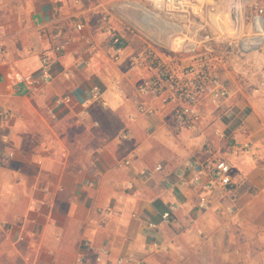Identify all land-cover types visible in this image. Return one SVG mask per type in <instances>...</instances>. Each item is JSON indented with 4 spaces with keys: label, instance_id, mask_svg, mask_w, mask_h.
Instances as JSON below:
<instances>
[{
    "label": "crops",
    "instance_id": "1",
    "mask_svg": "<svg viewBox=\"0 0 264 264\" xmlns=\"http://www.w3.org/2000/svg\"><path fill=\"white\" fill-rule=\"evenodd\" d=\"M110 2L0 0V264H74L84 240L88 264H96L103 249L112 264L119 258L161 264V251L178 244L180 231L184 237L199 231L190 213L200 194L190 184L188 163L200 152L201 137L164 109L151 117L136 112L133 94L144 71L130 68L126 57H109L108 32L94 7ZM77 15L84 30L69 29V46L50 66L53 78L42 82L48 29ZM216 125L227 127L220 119ZM247 125L231 131L237 141L251 142L250 155L232 158L242 179L236 208L228 211L225 201L234 227L219 221L217 230L209 223L202 229L211 237L229 231L232 249L224 259L264 264V111L250 114ZM185 133L192 138L180 154L178 137ZM220 201L210 198L204 210L214 211ZM172 206L166 221L162 214ZM210 211L203 216L216 212ZM184 219L190 222L182 228Z\"/></svg>",
    "mask_w": 264,
    "mask_h": 264
},
{
    "label": "built area",
    "instance_id": "2",
    "mask_svg": "<svg viewBox=\"0 0 264 264\" xmlns=\"http://www.w3.org/2000/svg\"><path fill=\"white\" fill-rule=\"evenodd\" d=\"M223 1L124 0L108 6L95 4L94 8L108 32L105 47L111 61L119 62L126 57L130 68L144 71L133 94L136 112L151 117L164 109L182 129L203 135L211 129L208 133L215 134L216 141L206 137L200 152L191 157L190 184L198 189L200 208L208 207L210 198H214L228 202L227 210L233 211L242 179L235 171L232 158L235 154L250 155L251 142L237 141L232 137L233 132L218 127L217 111L229 93L226 56H243L259 50L264 41V7L260 0ZM82 2L73 0L75 5L82 6ZM126 3L132 7L120 9ZM237 4L242 7V15L241 9L237 11ZM222 6H228L227 23L222 21ZM123 11L133 19L138 18L139 25L127 19ZM84 27L82 16L77 15L70 24L59 21L48 29L50 45L41 53L39 79L42 82L53 78L50 66L54 57L69 46V29L81 32ZM260 34L263 39L258 43L254 39ZM135 40L136 44L132 45ZM127 48L130 52L126 54ZM2 52L0 47V56ZM92 90L95 96L102 93L97 85ZM3 117L8 118V112ZM236 129L245 130L243 125ZM129 161L125 160L124 164L128 165ZM181 183L185 184L184 180ZM174 209L172 206L165 211L162 218L168 221ZM81 246L74 264H88L85 251L90 247L89 241L84 240ZM101 252L95 257L96 264H112L108 257H103L108 254L107 250ZM123 261L119 258L116 264Z\"/></svg>",
    "mask_w": 264,
    "mask_h": 264
},
{
    "label": "rangeland",
    "instance_id": "3",
    "mask_svg": "<svg viewBox=\"0 0 264 264\" xmlns=\"http://www.w3.org/2000/svg\"><path fill=\"white\" fill-rule=\"evenodd\" d=\"M123 1L112 0V2L103 5L108 6L109 4L121 3ZM260 4L264 7V0H260ZM262 39L263 35L260 34L254 41L259 43ZM136 42L135 40L132 45H135ZM226 58L225 61L228 70L226 79L228 80L227 87L229 93L217 111L218 118L216 121L219 122L220 119L222 123H225V126L227 125L225 128H227V132L229 133L239 127V125L245 124L248 128L249 126L247 124L250 119V114L255 113L256 110L259 112L264 111V41L257 52L243 56L228 55ZM197 134L200 135L201 140H199L196 146V152L200 150V146L206 140V137L215 141L217 140V137L213 133L208 134L207 132L206 135ZM197 134L196 136H198ZM191 138L190 133H185L183 138L178 137L177 145L180 154L184 153L185 145L183 141L186 142ZM225 205V200H221L219 204L214 205L216 209L213 208L214 211L212 212L210 211L211 209L204 210V208H200L199 206L196 207L200 210L198 212L199 214L193 215L197 209L190 214L194 216V219L198 218L197 224L193 220V229L197 228L199 231L196 230V235H191L190 237H184L182 235L184 231H180L176 239L178 244L166 246L161 251L162 253L159 255L161 264H234L232 261L223 258V254L232 249L229 245L231 237L229 231L221 233L219 236L215 235L211 237L202 229L205 223H209L207 228L217 230L219 228V221H228L231 227H234L233 223L236 218L225 212ZM207 210L210 213L216 212L213 215L206 214L207 216L205 218L204 213ZM189 222V220L186 221L184 219L180 226L185 228L186 224L189 226ZM171 239L173 241L175 240L174 238ZM166 243H168V238Z\"/></svg>",
    "mask_w": 264,
    "mask_h": 264
},
{
    "label": "bare ground",
    "instance_id": "4",
    "mask_svg": "<svg viewBox=\"0 0 264 264\" xmlns=\"http://www.w3.org/2000/svg\"><path fill=\"white\" fill-rule=\"evenodd\" d=\"M224 1H226V0H224ZM223 1V2H224ZM132 7V5L131 4H126L125 6H123V10H125V9H127V7ZM137 6V5H136ZM140 8V7H139ZM227 8H228V6H227ZM226 8V6H222L221 8H220V14H221V16H223L222 17V21L224 22V23H227V21H228V16H229V11H228V9ZM120 9H121V7H120ZM141 10H142V8H140ZM240 9H241V11H240ZM237 11L239 12L240 11V13H241V15H242V7L239 5V4H237ZM123 14H124V16L127 18V19H129V20H131L135 25H139V22H138V18H132V17H130L127 13H125L124 11H123ZM240 32H241V30H239V33L238 34H240ZM232 36H233V34L232 33H230ZM177 43H179V41L177 42Z\"/></svg>",
    "mask_w": 264,
    "mask_h": 264
},
{
    "label": "trees",
    "instance_id": "5",
    "mask_svg": "<svg viewBox=\"0 0 264 264\" xmlns=\"http://www.w3.org/2000/svg\"><path fill=\"white\" fill-rule=\"evenodd\" d=\"M235 235H236V238H237V241H242V238L239 236V232L237 229H235Z\"/></svg>",
    "mask_w": 264,
    "mask_h": 264
}]
</instances>
